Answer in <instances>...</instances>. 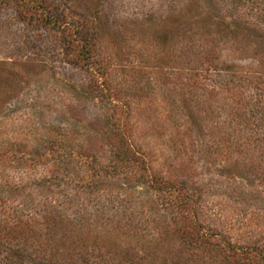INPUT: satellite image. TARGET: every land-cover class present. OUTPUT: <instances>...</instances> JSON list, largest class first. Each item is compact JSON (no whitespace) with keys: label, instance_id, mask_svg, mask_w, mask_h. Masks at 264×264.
<instances>
[{"label":"rangeland","instance_id":"obj_1","mask_svg":"<svg viewBox=\"0 0 264 264\" xmlns=\"http://www.w3.org/2000/svg\"><path fill=\"white\" fill-rule=\"evenodd\" d=\"M0 214L66 264H263L264 0H0Z\"/></svg>","mask_w":264,"mask_h":264},{"label":"trees","instance_id":"obj_2","mask_svg":"<svg viewBox=\"0 0 264 264\" xmlns=\"http://www.w3.org/2000/svg\"><path fill=\"white\" fill-rule=\"evenodd\" d=\"M87 58L88 57L83 58L82 65H85L87 63L88 61ZM95 166L96 165L94 160H92L91 163L89 161L88 172L90 174L82 178L77 177L76 180L73 181L76 183H80L82 188H85L86 191L90 193V195H94L98 187L99 189H102L104 191L105 187L101 185V183L105 182L106 180H111L109 178L115 176V175L112 176V174L108 173L106 168H104L103 166L100 167L99 166L95 167ZM115 168L123 170L120 166H115ZM139 168L145 171V168H143V164ZM121 176L122 175H120V177ZM163 184L164 183L161 184L160 182H157L155 179L151 181V186L154 189L156 188L159 189L160 192H164L165 190H173L175 188L170 185L166 187ZM190 196L191 195L188 194L186 195L185 198L189 199ZM185 205L186 204L182 203L181 207H184ZM46 222L47 223L49 222L48 217L46 218ZM171 222L176 227L178 233L187 240L192 236H195L194 238H199L201 234H204V236L209 241V237L214 235L211 230L205 233H201V230L199 229L197 224H194L193 226V224H191V222L183 216H181L178 220L173 219V221ZM30 228L32 227L30 226ZM91 233H92L91 231L90 233L88 232L89 235H93ZM35 242L40 245V248L35 247L34 245ZM201 243H203V241H201ZM28 244H31L30 247H32L33 249L32 253H28L29 252L28 246H27V250L23 247V245H28ZM235 250H236L235 247L230 246L229 251H235ZM248 250L250 251V249ZM256 250L260 252V249H256ZM95 251H86V255L91 253V259L93 260V263L87 262L86 264H105L106 261L104 254L103 256H101L99 255L101 254L100 251H96V252ZM0 254H1L0 264H38V263L66 264L65 261H64L65 263L61 262V258H64V256L62 254L60 255L58 252L56 253L55 250L51 248V238L48 237V233L44 237H42L41 234H38V236H36V234H34V232H32L31 229L24 230L20 223H14L11 225V223L3 219L1 214H0Z\"/></svg>","mask_w":264,"mask_h":264}]
</instances>
